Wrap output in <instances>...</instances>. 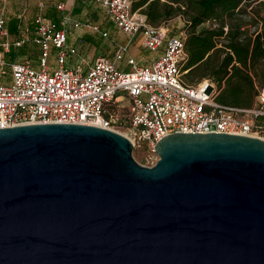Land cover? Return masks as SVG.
<instances>
[{"label":"water","instance_id":"water-1","mask_svg":"<svg viewBox=\"0 0 264 264\" xmlns=\"http://www.w3.org/2000/svg\"><path fill=\"white\" fill-rule=\"evenodd\" d=\"M153 148L144 165L95 124L0 127V264H264V139Z\"/></svg>","mask_w":264,"mask_h":264},{"label":"built area","instance_id":"built-area-1","mask_svg":"<svg viewBox=\"0 0 264 264\" xmlns=\"http://www.w3.org/2000/svg\"><path fill=\"white\" fill-rule=\"evenodd\" d=\"M98 2L125 41L113 47L111 56L97 53L87 59L68 45L67 31L73 26L107 35L98 22L72 17L64 11L63 1L56 3L62 11L58 19L38 12L31 37L39 47L38 66H32L28 58L8 62L10 79L0 83V127L48 121L95 124L115 131L123 127L121 134L141 152L140 164L144 165L157 159L153 148L157 139L172 132L212 131L264 139V84L256 86L248 106L219 102L214 98L216 84L210 78L186 83L181 77L185 71L180 69L185 56L184 30L169 33L166 24L147 22L143 13L131 10V0ZM0 34H7L2 14ZM136 36L143 48L159 51L149 63L138 64L129 53ZM28 39H5L1 45L7 51ZM52 47L56 66L50 68ZM69 55L76 58L67 66ZM119 61L129 69L124 70ZM123 100L126 110L118 117Z\"/></svg>","mask_w":264,"mask_h":264},{"label":"trees","instance_id":"trees-1","mask_svg":"<svg viewBox=\"0 0 264 264\" xmlns=\"http://www.w3.org/2000/svg\"><path fill=\"white\" fill-rule=\"evenodd\" d=\"M130 6L151 24L182 18L185 56L180 69L186 83L208 77L216 84L217 101L251 104L256 86L264 84V0H131ZM248 21L258 26L249 30ZM15 54L10 49L8 59ZM125 110L123 103L117 116Z\"/></svg>","mask_w":264,"mask_h":264},{"label":"crops","instance_id":"crops-1","mask_svg":"<svg viewBox=\"0 0 264 264\" xmlns=\"http://www.w3.org/2000/svg\"><path fill=\"white\" fill-rule=\"evenodd\" d=\"M56 0H53V2H51L49 5H47L46 7H42V0H0V14H2L5 18V26L7 29V34L6 35H0V53L1 52H8L11 47L13 45H11L9 47V49L6 51L3 49L1 43L3 40L8 39L10 41L15 40L18 37H28L29 39L26 40L31 41L33 43L32 47L34 48L35 44L32 40L31 37L34 34V19L35 16L38 12H42L45 16L52 18V19H58L59 16L61 15L62 11L59 10L58 8H56V4H55ZM59 1H63L65 2H69L70 0H59ZM58 1V2H59ZM79 2V0H76ZM83 2H85V0H82ZM90 0H87V2H89ZM98 7L104 11V8L100 5V3L98 2ZM27 11V14H23L24 11ZM33 10V11H31ZM70 14L72 15V17L77 18V19H81V15H82V11H78V6L76 4H72L71 10L69 11ZM98 12V11H96ZM23 14V16H22ZM88 16L89 14L91 15L92 12L88 11L87 12ZM106 14V13H105ZM104 14V25L100 24L101 28H105L106 30H108L109 27L112 26V24L109 22V20L107 19V16L105 17ZM28 15V16H27ZM103 17V16H102ZM179 16H175L172 18H178ZM29 19V20H28ZM83 19H89L92 20L88 17H85ZM28 20V21H27ZM92 21H96L97 20H92ZM183 21V20H182ZM183 24V22H182ZM113 27V26H112ZM73 29V31H72ZM168 29V28H167ZM79 30V31H78ZM183 30V29H181ZM15 31H17L18 33L14 36V38L9 39L8 37V33H14ZM179 31V30H178ZM82 31L79 28L70 26L68 31H67V43L70 46H74L77 48V50L82 54V56L86 57L87 59H91L94 55H96L97 53H111L112 54V49L113 47L117 44V43H121L123 42V39H125V36L123 35V33H121V35H119L118 33H116L115 35H112L109 39V41H105L102 36L100 34L97 33H89L86 32L87 34L85 36L82 37L83 34H81ZM120 32V31H119ZM169 32V30H168ZM177 32V31H176ZM108 33V31H107ZM170 33V32H169ZM84 38V40L81 39V43H79L77 41V38ZM17 46H22L24 43ZM78 43V44H77ZM134 50L133 52H131L130 48H129V53L134 57V59L136 60V62L138 64H145V63H149L151 60H153L159 53V51H152L153 54L150 55V57L144 56L140 53V48L139 46V42L137 41V36L134 39ZM38 46V45H37ZM53 49H55L54 47H52ZM39 49V47H38ZM143 49V48H142ZM12 50V49H11ZM20 51L22 49H19ZM160 50V48H159ZM13 52L16 53V51L13 49ZM50 55L48 56V64L50 68H53L56 66V58H55V54H54V59H50ZM107 55V54H106ZM111 56V55H109ZM15 57V56H14ZM26 58V57H25ZM25 58H20V59H25ZM72 56H68L67 57V62L66 65L69 66L70 63L72 64ZM14 60H18V59H14ZM31 60V65H32V59L30 56ZM12 61V60H10ZM9 61V62H10ZM125 64L124 62L122 63L121 61L118 62V65L122 67V65ZM38 66V64H37ZM10 79L9 77V73H8V78L7 79H3L0 81V83H5L8 82Z\"/></svg>","mask_w":264,"mask_h":264},{"label":"rangeland","instance_id":"rangeland-1","mask_svg":"<svg viewBox=\"0 0 264 264\" xmlns=\"http://www.w3.org/2000/svg\"><path fill=\"white\" fill-rule=\"evenodd\" d=\"M59 0H56L55 1V4L58 2ZM51 2H53V0H42V7H46L47 5H49ZM72 4H76L78 6V11H82V17L81 19L85 18V17H88L92 20H97L100 24L104 25L105 27V24H104V11H102L99 7H98V0H90L89 2H87V0H85V2H83L82 0H79L76 1V0H70L69 2H66V8L64 11H70L71 10V7H72ZM57 8V7H56ZM33 11V10H31ZM90 11L92 12V14L88 16L87 12ZM98 11V12H96ZM23 14H27V11L25 10L23 12ZM22 14V16H23ZM28 16V15H27ZM103 16V17H102ZM105 17H106V14H105ZM29 20V19H28ZM27 20V21H28ZM182 18L181 17H178V18H170L168 21H166V26L167 28L172 31V32H176L180 29H182L183 27V24H182ZM249 30H253L254 28H256L258 26V24H253L251 21L247 22L246 25H245ZM73 31V29H72ZM79 31V30H78ZM108 33L107 35H105L104 37H102L105 41H109L110 37L112 35H115L116 33H118L119 35H121V32H119L118 30H116L114 27H109L108 28ZM18 32L15 31L14 33H11L9 32L8 33V37L9 39H12L14 38V36L17 34ZM81 34L82 37L85 36L87 33L86 32H82ZM1 35V34H0ZM20 38V37H18ZM82 40H84V38H81ZM81 39L78 37L77 38V41L79 43H81ZM1 40V38H0ZM125 41V39H123V42ZM134 40H132L129 44V48L131 50V52H133L134 50ZM78 44V43H77ZM33 43L31 41H26V43H24L22 46H17V45H13L11 47V49L15 50L16 51V54H15V57L13 59H8V52H1L0 53V81L3 80L4 78L7 79L8 78V73H9V65H8V62L10 60H14V59H18V60H22L20 58H28L30 59V56H31V59H32V66L34 67H37V64H38V57H39V49H38V46L37 45H34L35 47L33 48L32 47ZM139 48L141 49L140 50V53L144 56H147V57H150L151 54H153L152 51L150 50H147L145 48H143L142 46H139ZM143 48V49H142ZM1 49V48H0ZM19 49H22L21 51ZM79 55L82 56V54L78 51ZM54 54H55V49L51 48V55H50V59H54ZM108 56L111 55V53H106ZM79 56V57H80ZM72 61L74 62L75 61V58L76 56L75 55H72ZM31 62V60H30ZM72 62V63H73ZM123 63V61H121ZM71 65V63H70ZM122 68L124 70H127L129 69V65L127 64H123L122 65ZM182 79L184 80V75H183V72H182V75H181ZM123 103H125V100H123ZM119 133H122L125 131V128L123 127H116L115 128ZM131 155L132 157L139 163H143V160L141 159V152L138 151L137 148H132L131 149Z\"/></svg>","mask_w":264,"mask_h":264}]
</instances>
